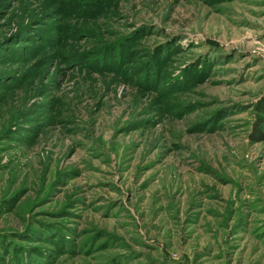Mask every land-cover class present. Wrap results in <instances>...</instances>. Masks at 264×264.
<instances>
[{
	"label": "rangeland",
	"instance_id": "obj_1",
	"mask_svg": "<svg viewBox=\"0 0 264 264\" xmlns=\"http://www.w3.org/2000/svg\"><path fill=\"white\" fill-rule=\"evenodd\" d=\"M264 0H0V264H264Z\"/></svg>",
	"mask_w": 264,
	"mask_h": 264
},
{
	"label": "trees",
	"instance_id": "obj_2",
	"mask_svg": "<svg viewBox=\"0 0 264 264\" xmlns=\"http://www.w3.org/2000/svg\"><path fill=\"white\" fill-rule=\"evenodd\" d=\"M255 117L248 132V139L253 142H264V96L254 104Z\"/></svg>",
	"mask_w": 264,
	"mask_h": 264
}]
</instances>
